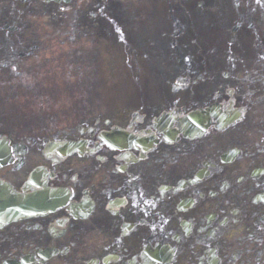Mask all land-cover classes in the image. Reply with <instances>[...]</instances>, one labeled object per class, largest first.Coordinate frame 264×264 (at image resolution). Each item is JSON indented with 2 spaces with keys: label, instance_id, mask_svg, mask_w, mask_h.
<instances>
[{
  "label": "flooded vegetation",
  "instance_id": "1",
  "mask_svg": "<svg viewBox=\"0 0 264 264\" xmlns=\"http://www.w3.org/2000/svg\"><path fill=\"white\" fill-rule=\"evenodd\" d=\"M30 1L46 12L54 5L42 0H0V35L9 37L0 45V119L3 105L9 103L4 89L17 83L13 69L18 67L11 61L18 53L13 47L30 44L31 38L27 33L12 32L10 8L19 14L32 13ZM72 1L61 2L65 6ZM173 1L146 3L164 2L172 8ZM20 2L25 4L19 6ZM262 3L264 8V0ZM241 5L251 7L253 0H190L182 5L203 10L209 17L216 8L214 17L220 18L215 38L227 48L220 58L212 53L203 71L179 65L181 56L172 49L176 36L173 18L163 33L158 12L146 13L140 34L145 50L137 47L136 53L150 57L152 73L141 83V96L130 99L115 117L108 113L103 119L97 114L83 117V126L99 123L98 133L71 130L63 134L76 141L86 139L89 146L82 153L47 158L43 150L48 138H58L57 133L7 128L0 121V136L9 139L15 157L12 166L0 170V181L21 192L26 178L32 173L39 177V169L44 168L50 189H69L71 193L67 204L45 215L1 225L0 264H264V119L260 122L256 112L264 104V35L256 34L264 24V13L255 11L258 18L252 25L243 19L249 11ZM90 6L93 10L102 7L99 12L106 10L109 15L92 18L100 31L98 45L107 29V42L116 46L114 24L124 29L130 43L132 27L118 2ZM238 6L243 16L236 13ZM84 26L85 18L78 27ZM76 38L79 41L78 35ZM127 51L132 54L131 44ZM186 52L191 50H184V55ZM77 57L72 69L76 74L82 67V53ZM7 68L12 74H6ZM184 78L185 90L175 91L174 83ZM194 78L204 84L202 92L195 91ZM180 93L186 95L178 96ZM196 96L199 105L221 106V115L239 110L243 116L237 123L244 127L210 128L202 138L193 140L168 128L176 126V120L166 119L155 129V120L163 114L194 109ZM14 104L8 105L7 112ZM115 127L131 128L134 136L152 145L124 151L105 145L99 134L111 133ZM253 128L256 138L251 140L247 136ZM14 141L23 142L25 149L18 151ZM233 150L238 154L233 156Z\"/></svg>",
  "mask_w": 264,
  "mask_h": 264
},
{
  "label": "rangeland",
  "instance_id": "2",
  "mask_svg": "<svg viewBox=\"0 0 264 264\" xmlns=\"http://www.w3.org/2000/svg\"><path fill=\"white\" fill-rule=\"evenodd\" d=\"M9 1H11V0H9ZM123 1L130 3V0H123ZM186 1H188V0H186ZM177 4H178L177 2L174 3V5H177ZM6 5H8V4H6ZM177 6H179V5H177ZM218 6H219V4L217 5V7ZM242 7L246 8L249 11L248 15L244 16L243 19H245L246 21H251L252 25L256 22V20L258 18L255 11L260 10L264 13L262 0H253V5H251V7H247V6H242ZM52 9L54 11L53 15L55 16L54 17L55 20L52 19V21H51V16H52L51 13H49L46 16H43L41 18H39V16L36 15V19L31 20V22L33 24H30L29 22L26 23L25 19L23 18L25 25L23 22L22 26L20 25L19 29H20V31L23 30V32H26V31L29 32L31 29L32 34H28V35H31V38L28 39V41H30V44H26V43L22 42V44H20L18 46H14L13 50L17 51L18 54H20V53H22L23 55H26L28 53H31V54L29 57L23 58L21 60H18V58H16V59L12 58L11 64H15L17 62L18 70H20L18 72H19V74H21V73L22 74L17 77V79H16L17 83L13 87V91H12V89H4L5 98H7V100H9L8 101L9 103H6L3 105L4 111L1 115V117L4 118L5 123H18L20 128L44 129L46 127H50V128L57 127V129H56L57 132H61V131L70 132L71 130H76V128H77V124L75 122L76 116L81 115V113L83 111V102L80 103L77 107L71 109L70 108L71 99H68L69 103L67 105L65 103L60 105L59 108H56L53 111V113H51L50 115H47V118H49V119H45V121H43V122H39L38 120H40V119H33L35 117L32 115V113L33 112L37 113L39 108H42L44 111V106L32 107L31 104L25 103V101L28 98V96L24 95L25 81L28 80V77H32L33 73L40 71L39 69L36 68L37 65L47 63V62L50 63L49 69L46 70V76L50 79L55 77L56 75H58V73L60 71V64H59L60 60L64 63L60 72L61 73L71 72V70H70L71 62L70 61L72 60V58L69 56L70 51H63V52L56 51L55 44H54V42H52L56 38V33L53 32V27L55 25H57V26L64 25L63 28L65 29L66 26L70 27V24L73 25L74 27H76V25H77L76 20L77 19L75 17L74 19L66 21L65 19L59 18L60 15L66 13V12H73L69 9V7H66V8L64 7V10L59 11V15L55 14V12H56L55 8H52ZM174 9H177V8L174 7ZM235 10H236V13L239 11L240 16H243V12L240 10L239 6L235 7ZM91 11L96 12V14L99 17L101 15L105 16V11H103L102 13H98L97 10H93V9ZM216 13H217V9L215 8L211 13L212 14L211 17L216 19L219 16L218 15L217 17H214V15ZM23 17H28V16L23 15ZM16 20H18V18ZM210 20H211V18L207 20L206 24H209ZM252 20H255V21L252 22ZM60 22H63V23L61 24ZM134 23H139V22H138V20H136ZM116 27H118V26H115L114 29ZM258 29H259V31L256 34L258 36L264 35V33H263L264 32V24L261 23L260 27ZM115 35H116V40H118L116 30H115ZM119 35H120L121 40L124 37L123 41H121V42H122V44H125L126 43L125 34H119ZM131 36H134V34L131 33ZM8 38H9L8 36L2 34V35H0V42L3 43ZM22 38H23V36L20 37V40H22ZM39 38H40V40H39ZM69 38H70V35L66 36L65 39L67 40ZM192 40L195 41V43L193 45L194 49H195V50H193L194 55H197L200 60L204 61V63H201L202 67L204 66V68L209 66V61L206 60V56L209 57L212 54V52L210 50H212L214 52L215 57L219 56V58H220L221 51L224 50L225 48H227V46L224 42L221 45L214 48V43L212 42V40L208 41V39L206 37V31L205 30L194 29V35L192 36ZM254 42H255V40H252L251 43H254ZM40 45L43 48L45 46H48L51 49L46 54L42 53V51L40 50ZM261 45H262V47H261V52H262V51H264V41H261ZM49 53H50V56H52V57L51 58L45 57V55H49ZM63 55L65 57H60ZM32 59L35 61V63H33L31 61ZM67 59L70 61H67ZM263 61H264V53H263ZM31 66H32V68H31ZM29 68H31V69H29ZM6 70L9 71L10 73H12V71L9 68H7ZM261 72L264 74V70H261ZM23 73L25 74V76L23 75ZM74 73L75 72L73 71L72 74H74ZM132 76H133V74H132ZM90 77H92V76L90 75ZM52 85H55V84L54 83H51V84L47 83L45 85H41L42 86L41 89L46 90L48 92V90H50L52 88ZM96 85L97 84L91 85L90 83L85 82V84L83 85V89H84V91L95 95ZM0 86H2V85H0ZM25 87H28L27 89L31 93H33V91H34L33 88H36V89L38 88L31 83H26ZM262 87H264V85H262ZM56 88L59 89L57 86H56ZM65 91H68V93L66 94ZM133 91H134V88L121 86V87H119V89L115 90L114 93L113 92L107 93L106 91H105V93L108 95V97H111L112 101H116L117 100L116 96H123L125 99H129L130 97H133L134 96ZM68 95H70V89L66 90L63 88L59 89L58 91L54 88L52 93H47V96L51 97V101L52 102L57 101V102H59L58 104H60L62 98H64L65 96L68 97ZM3 96H4V94H3ZM18 98L23 99L24 102L21 103L20 107L19 106L16 107V105H14V107H16L13 110L14 112H11V111L7 112L8 105L11 104L12 102H15ZM99 99L101 100V102H103L101 97ZM31 102H34L33 96H31ZM51 106L54 107L56 105L51 104ZM54 112H57L60 115L55 118ZM256 112L258 115V120L261 122V119H264V104L261 105L260 107H256ZM251 116H252V111L250 110L248 117L251 118ZM28 119H30L32 121H29ZM235 128H238V127H235ZM60 137L65 138L62 135H60ZM247 137L251 140L256 138L254 128L252 129L251 132L248 133ZM26 139H27V137H26Z\"/></svg>",
  "mask_w": 264,
  "mask_h": 264
},
{
  "label": "bare ground",
  "instance_id": "3",
  "mask_svg": "<svg viewBox=\"0 0 264 264\" xmlns=\"http://www.w3.org/2000/svg\"><path fill=\"white\" fill-rule=\"evenodd\" d=\"M184 27H185V25H184ZM203 112H204V111H203ZM204 113H206V112H204ZM208 113L216 114V113H220V112H219L218 110H216V109H212V110H209ZM208 113H207V114H208ZM191 115H192V114H191ZM200 118H201V122H200L199 124H203V126L206 127V125L209 124L210 120L203 118L202 115H200ZM216 118H217V124H216L217 126L220 125V124H222V123H225V122H226V119L218 120V117H216ZM227 120H228V119H227ZM233 121H234V119L231 120V122H233ZM215 123H216V122H213V121H212V125H214ZM212 125H211V126H212ZM205 127H204L202 130H204ZM39 189H42V190L44 189L42 184H38V186L35 188V190H32V191H33V194H38V193H39ZM9 196H12V194H10V193L6 190V193H4V197H5V198H8Z\"/></svg>",
  "mask_w": 264,
  "mask_h": 264
},
{
  "label": "water",
  "instance_id": "4",
  "mask_svg": "<svg viewBox=\"0 0 264 264\" xmlns=\"http://www.w3.org/2000/svg\"><path fill=\"white\" fill-rule=\"evenodd\" d=\"M199 130H200L199 128H196L195 129V131H199ZM9 162H10V154L7 152V150L4 149L3 152L0 151V166L1 165H5V164H7ZM0 193H4V191H0ZM24 202L27 205L28 201H24ZM20 205H21V201H18V206L20 207ZM24 208H26V209H23L22 212H28V211H30V209H28V206H25ZM35 209H45V206L44 205H37L36 204L35 205ZM33 211H34V209H33ZM20 213H21V211H20Z\"/></svg>",
  "mask_w": 264,
  "mask_h": 264
}]
</instances>
